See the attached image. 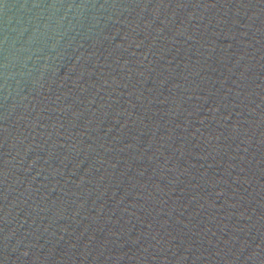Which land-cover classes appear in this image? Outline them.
I'll use <instances>...</instances> for the list:
<instances>
[{"label":"water","instance_id":"1","mask_svg":"<svg viewBox=\"0 0 264 264\" xmlns=\"http://www.w3.org/2000/svg\"><path fill=\"white\" fill-rule=\"evenodd\" d=\"M0 264H264V0H0Z\"/></svg>","mask_w":264,"mask_h":264}]
</instances>
